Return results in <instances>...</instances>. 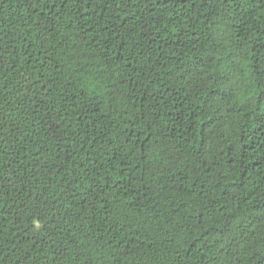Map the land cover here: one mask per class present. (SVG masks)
I'll use <instances>...</instances> for the list:
<instances>
[{"label":"trees","instance_id":"1","mask_svg":"<svg viewBox=\"0 0 264 264\" xmlns=\"http://www.w3.org/2000/svg\"><path fill=\"white\" fill-rule=\"evenodd\" d=\"M0 264H264V0H0Z\"/></svg>","mask_w":264,"mask_h":264}]
</instances>
